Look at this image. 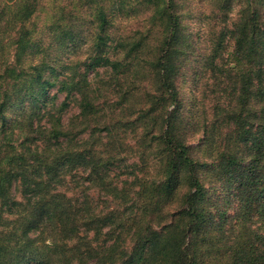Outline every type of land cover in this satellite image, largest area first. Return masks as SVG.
<instances>
[{
  "label": "trees",
  "instance_id": "obj_1",
  "mask_svg": "<svg viewBox=\"0 0 264 264\" xmlns=\"http://www.w3.org/2000/svg\"><path fill=\"white\" fill-rule=\"evenodd\" d=\"M237 1L215 0L223 25L204 65L217 69L220 85L230 82L229 97L236 99L238 108L226 110L227 119L236 124L237 141L249 154L239 157L231 149L218 162L194 155L178 112L188 40L181 36L175 0H143L146 9H155L159 18L155 25L164 33L146 58L148 46L143 43L124 47L113 57L108 32L112 10L100 6L95 51L84 62L83 74L54 54L58 49L65 52L71 42H75L71 50L77 49L76 42L84 35L56 21L49 35L38 39L32 22L37 0L9 5L8 22L18 28L13 41L20 69H6L9 83L0 94V264H205L196 256L202 250L200 242L231 215L228 209L216 214L203 205L208 189L202 172L207 168L219 170V178L233 188L232 200H239L236 212L241 219L252 222L257 216L264 223V12L258 0H247L230 26ZM124 2L120 0L121 5ZM100 67L110 68L116 81L130 72L144 77L150 70L156 76L158 87L149 95L152 104L137 118L151 119L154 125L134 150L141 164H128V156L119 158L114 140L101 144L90 139L114 130L113 118L102 115L95 102L101 89L88 77L90 70ZM140 82L137 77L128 87L126 100L141 88ZM58 93H66L60 111L54 109ZM73 96L79 97L81 111L72 126L71 121L64 122L63 112ZM10 110H19L28 122L26 131L37 134V152L28 151L36 164L26 162V151L5 149L11 147L12 135L5 127ZM159 123L158 133L149 139ZM78 124L83 125L80 134L92 126L93 136L74 134ZM16 128L15 132L20 127ZM148 155L158 159L161 176L136 173L146 168ZM218 216L223 218L215 223ZM259 236L251 233L244 241L234 240V247L221 249L230 254L228 264H264Z\"/></svg>",
  "mask_w": 264,
  "mask_h": 264
},
{
  "label": "rangeland",
  "instance_id": "obj_2",
  "mask_svg": "<svg viewBox=\"0 0 264 264\" xmlns=\"http://www.w3.org/2000/svg\"><path fill=\"white\" fill-rule=\"evenodd\" d=\"M14 1L0 0V94L5 91V87L9 83L7 79L9 74L6 69L10 67L20 69L19 61L15 56L16 44L13 41L18 28L8 22V17L11 15L9 5ZM175 1L177 7L175 10L180 16L181 36L185 35L188 40L185 46L187 65L182 69L183 74L179 79L181 90L178 112L183 120L184 131L193 143L191 150L196 157H202L204 160H216L217 162L223 152L229 153L231 149H234L239 157H245L249 151L245 144H239L237 141L236 124L227 119L228 112L226 110L238 108L235 105L236 99L229 97L230 82L225 80V83L220 85L219 81L215 79L218 75L217 69L211 71L204 65V59L212 53L217 44L223 25L217 16L219 10L215 5V0ZM246 1L235 2L230 26L239 17V11ZM258 1L259 7L264 12V0ZM37 2L38 10L32 20L33 26L36 28V33H34L36 38L49 35L52 30V23H55V27L57 26L56 21L72 32H80L85 36L84 40L81 39L76 42L80 45L77 49L71 50V47L75 45V42H71L65 52L58 49L54 54L57 59L62 58L64 62L72 63L76 73L83 74L85 72L84 62L89 61V56L95 51V35L99 31L96 10L100 6L107 5L112 10L108 13L112 20L108 32L110 35V52L114 58L124 47L130 48L135 43H143L148 46L143 55V58H146L147 53L163 40V28L155 25V22L159 20L156 17V11L149 7L146 9L143 0H125L123 5L120 4V0H37ZM219 13L222 14V12ZM145 37H149L148 43L145 41ZM48 39L50 38L48 37ZM48 41L52 43L54 40L52 38ZM232 44L231 40L229 51L233 49ZM181 46L183 47V44ZM141 49H145V47ZM29 70L32 69L29 68ZM88 77L94 87H100L101 90L95 102L101 108L100 113L102 115L113 118L111 128L114 129L112 133L102 131L101 135L90 138L91 141L98 140V143L103 144L106 141L111 143L114 140L117 145L116 151H120L119 158L128 156V164H141L138 154L134 150H137V145L145 131L152 128L153 122L151 119L138 121L137 118L141 115L142 109L150 108L152 104L151 99L153 97H149V95L154 93L158 87L156 76L150 70L144 77L139 76L138 73L133 75L130 72L128 76H123L119 81H116L110 68L100 67L90 70ZM137 77L141 78V82L137 83L141 88L133 91L126 100L125 91L133 83H136ZM9 80L14 83V80ZM51 93H56V90H52ZM65 98L66 93L56 95V107L54 108L56 111H60V106H62ZM78 98V96L70 98L68 100L69 106L63 112L64 122L71 121L72 126L73 119H77V115L81 111ZM172 107L174 105L171 104L169 110ZM251 115L256 119L255 113H251ZM7 116L8 124L5 127L9 129L8 133L12 135V138L9 140L11 147L5 149L12 153L16 149H18L17 153L26 151V162L36 164L37 160L33 159L28 151L37 152V134H29L26 131L28 122L24 120L19 110H10L7 112ZM19 119L21 122L18 125ZM45 121L43 119L41 124ZM75 122L78 123V120L74 121V124ZM161 124L157 125L154 132L151 130L149 139H154L153 133H158ZM17 126L20 127L18 129L20 131L15 132L14 129H17ZM82 127L83 125L80 124L74 127V134L79 133V136L83 134L84 137L93 136L92 126L80 134L78 129ZM97 132L98 130H96ZM158 162V159L155 160L152 155H148L146 168L143 171L136 169V173L161 176L162 170L159 171ZM219 177V170L216 169L208 170L207 168L202 172V178L208 189L203 205L209 211L213 209L216 214L228 209L231 215H228L224 222L215 227L213 234L209 232L206 234V241L200 242L202 250L198 251L196 256L203 259L205 264H228L230 254H223L221 249L229 246L234 247L237 244L234 240L241 239L244 241L251 233L260 234L259 246L264 247L263 221L257 216H254L252 222L241 219V216L236 212L238 204H240L239 200H232L233 188L229 189L226 180ZM17 191L19 188L16 186L15 193ZM17 197H20L19 193ZM222 218L223 216L215 217V223ZM221 239L233 242L226 243Z\"/></svg>",
  "mask_w": 264,
  "mask_h": 264
}]
</instances>
